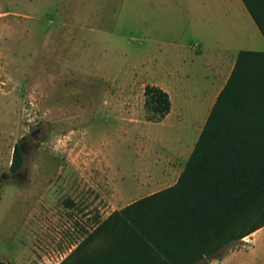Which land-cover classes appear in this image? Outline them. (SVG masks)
<instances>
[{"label":"rangeland","instance_id":"obj_1","mask_svg":"<svg viewBox=\"0 0 264 264\" xmlns=\"http://www.w3.org/2000/svg\"><path fill=\"white\" fill-rule=\"evenodd\" d=\"M201 17L219 30L209 49L264 51L241 0H0V264H59L113 211L173 184L162 167L183 162L195 137L181 128L178 157L149 141L144 87ZM197 264H264L262 233Z\"/></svg>","mask_w":264,"mask_h":264},{"label":"trees","instance_id":"obj_2","mask_svg":"<svg viewBox=\"0 0 264 264\" xmlns=\"http://www.w3.org/2000/svg\"><path fill=\"white\" fill-rule=\"evenodd\" d=\"M241 1L264 38V0ZM144 97L152 121L169 111L161 88ZM22 163L15 149L11 170ZM262 226L264 51L240 50L177 180L113 211L59 264H197Z\"/></svg>","mask_w":264,"mask_h":264},{"label":"crops","instance_id":"obj_3","mask_svg":"<svg viewBox=\"0 0 264 264\" xmlns=\"http://www.w3.org/2000/svg\"><path fill=\"white\" fill-rule=\"evenodd\" d=\"M238 17L242 22L244 20L249 22L248 15L240 9H238ZM210 31L215 35L219 34L217 28L211 30L208 25L203 24L202 17L201 19L198 18L197 26L194 29L193 43L190 46L181 44L180 47H177L170 57V66L165 69L163 78L158 82L149 83L161 88L168 94L169 111L162 119L154 122L145 120L143 113L144 119L139 120L141 123H138L139 127L148 131L147 138L149 141L162 145L175 157L179 155L178 145L183 143L181 128L191 130V136L195 138L185 160L181 163L168 162L166 166L162 167L165 170L164 174H175V181L194 147L217 95L231 73L237 56L226 54L219 49V46L212 50L206 47L204 38ZM130 120L133 119H128V125ZM150 126L169 127L171 131L162 135H153L151 134L152 130L147 128ZM260 233L264 238V226L246 236L244 242L250 240L254 243L256 236Z\"/></svg>","mask_w":264,"mask_h":264},{"label":"flooded vegetation","instance_id":"obj_4","mask_svg":"<svg viewBox=\"0 0 264 264\" xmlns=\"http://www.w3.org/2000/svg\"><path fill=\"white\" fill-rule=\"evenodd\" d=\"M40 133V130L39 129H34L31 133H30V137L32 139H36V137L38 136V134ZM25 142L22 141V143L19 145L18 149L20 151V155L22 156V159H23V153H24V146ZM19 168V167H18ZM16 170V169H15ZM3 177V176H2Z\"/></svg>","mask_w":264,"mask_h":264},{"label":"water","instance_id":"obj_5","mask_svg":"<svg viewBox=\"0 0 264 264\" xmlns=\"http://www.w3.org/2000/svg\"><path fill=\"white\" fill-rule=\"evenodd\" d=\"M2 176L4 177L5 175H4V174H2Z\"/></svg>","mask_w":264,"mask_h":264}]
</instances>
